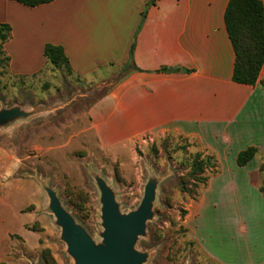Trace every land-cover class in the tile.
Wrapping results in <instances>:
<instances>
[{
    "label": "crops",
    "instance_id": "crops-1",
    "mask_svg": "<svg viewBox=\"0 0 264 264\" xmlns=\"http://www.w3.org/2000/svg\"><path fill=\"white\" fill-rule=\"evenodd\" d=\"M229 1L54 0L30 7L0 0V23L12 26L4 50L16 74L41 71L52 43L64 48L73 72L99 84L104 71L129 62L134 45L139 69L127 68L89 110L100 144L166 134L198 144L217 166L191 205L188 227L220 264H264V65L256 84L234 81ZM249 147L258 149L256 156L239 165V153ZM25 214L30 218L22 226L30 232L24 224L36 211ZM10 233L20 235L8 231L10 243ZM6 251L0 245V264Z\"/></svg>",
    "mask_w": 264,
    "mask_h": 264
},
{
    "label": "rangeland",
    "instance_id": "rangeland-1",
    "mask_svg": "<svg viewBox=\"0 0 264 264\" xmlns=\"http://www.w3.org/2000/svg\"><path fill=\"white\" fill-rule=\"evenodd\" d=\"M7 56L0 41V109L16 105L29 111L42 109L0 128V245L7 249L4 264H48L51 257L57 264H74L60 238L61 228L47 211L49 197L41 182L56 190L66 209L100 241L101 194L95 174L113 188L123 212L137 208L151 174L160 178L154 218L148 222L146 236L137 243L139 250L150 254L146 264H220L186 223L191 205L204 188L201 178L214 172L210 168L203 175L191 173L198 144L166 134L104 148L92 130L91 106L127 68L104 71L106 80L95 84L66 66L51 63L36 74H16ZM261 178L262 185L264 168ZM181 180L197 195L182 191ZM29 210L37 215L24 224L30 232L22 226L30 218L25 214ZM8 231L21 236L10 233V243ZM215 244H219V235Z\"/></svg>",
    "mask_w": 264,
    "mask_h": 264
},
{
    "label": "water",
    "instance_id": "water-1",
    "mask_svg": "<svg viewBox=\"0 0 264 264\" xmlns=\"http://www.w3.org/2000/svg\"><path fill=\"white\" fill-rule=\"evenodd\" d=\"M35 107L29 111L21 106L0 109V128L17 120L25 119L41 111ZM100 190L101 240L96 241L73 214L66 209L56 190L41 182L49 197L47 211L54 215L61 228V240L66 243L67 252L74 264H146L149 252L137 248L141 237L146 236L148 222L154 218V206L160 178L151 174L144 187L143 197L136 209L123 212L116 193L100 175H94ZM32 264H39L31 261Z\"/></svg>",
    "mask_w": 264,
    "mask_h": 264
},
{
    "label": "trees",
    "instance_id": "trees-1",
    "mask_svg": "<svg viewBox=\"0 0 264 264\" xmlns=\"http://www.w3.org/2000/svg\"><path fill=\"white\" fill-rule=\"evenodd\" d=\"M24 5L35 7L38 5L50 3L54 0H14ZM157 0H150L149 5L155 4ZM146 11L143 12L145 16ZM225 23L229 37L232 41L235 53L236 63L233 79L238 83L254 85L260 77L264 65V3L262 0H230L225 11ZM12 26L9 23H0V41L5 43L11 37ZM133 48L130 52L129 62L123 66L126 68L139 69L133 61ZM44 55L47 60L55 67L66 66L70 72L72 67L64 48L60 45L47 43L44 49ZM10 61V57L7 56ZM162 71H170V68L164 67ZM264 86V81L262 82ZM258 152L256 147H249L241 151L237 162L239 165H245L252 160ZM217 166L216 159L211 156H203L202 152L195 151V157L192 162L191 173L203 175L208 169L215 170ZM264 167L262 166V169ZM208 176L201 178L206 182ZM200 180V179H199ZM182 191L189 194L194 193V189L187 182L180 181ZM264 192V181L261 185ZM48 264H57L51 257Z\"/></svg>",
    "mask_w": 264,
    "mask_h": 264
}]
</instances>
